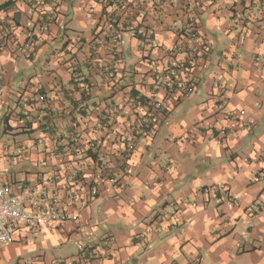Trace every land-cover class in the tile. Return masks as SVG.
<instances>
[{
  "label": "crops",
  "instance_id": "crops-1",
  "mask_svg": "<svg viewBox=\"0 0 264 264\" xmlns=\"http://www.w3.org/2000/svg\"><path fill=\"white\" fill-rule=\"evenodd\" d=\"M262 174L264 0H0V179L87 225L0 264H264Z\"/></svg>",
  "mask_w": 264,
  "mask_h": 264
},
{
  "label": "built area",
  "instance_id": "built-area-1",
  "mask_svg": "<svg viewBox=\"0 0 264 264\" xmlns=\"http://www.w3.org/2000/svg\"><path fill=\"white\" fill-rule=\"evenodd\" d=\"M105 26L108 31L115 32L116 26L113 20H106ZM190 36L194 37L195 34L191 33ZM173 66L170 70L178 68L180 64L175 63ZM108 76H111L110 72ZM194 89V83L188 82L183 88L180 87L179 96L188 95ZM39 98L42 99V96ZM162 103L158 100L147 99L142 104L148 108L157 109L162 107ZM74 141L77 140L74 139ZM90 145L93 144L90 143ZM262 176L264 179V174ZM56 186L54 176L46 177L33 185L19 183L15 187L0 179V250L14 240L20 225L59 228L72 224L81 231L86 230L87 225L79 223V211H70L67 208V203L75 200L73 193L66 196L65 201ZM78 249V256L81 259L88 257L87 250L82 243L78 244Z\"/></svg>",
  "mask_w": 264,
  "mask_h": 264
},
{
  "label": "trees",
  "instance_id": "trees-1",
  "mask_svg": "<svg viewBox=\"0 0 264 264\" xmlns=\"http://www.w3.org/2000/svg\"><path fill=\"white\" fill-rule=\"evenodd\" d=\"M85 153H87V154H91V155H92V157H94V158H95V152H92V150H91V148H90V147L86 149V152H85Z\"/></svg>",
  "mask_w": 264,
  "mask_h": 264
}]
</instances>
